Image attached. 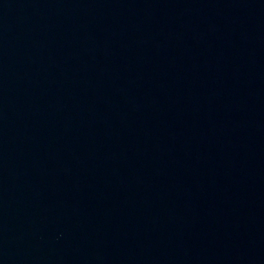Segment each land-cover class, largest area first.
Here are the masks:
<instances>
[{"label":"water","instance_id":"water-1","mask_svg":"<svg viewBox=\"0 0 264 264\" xmlns=\"http://www.w3.org/2000/svg\"><path fill=\"white\" fill-rule=\"evenodd\" d=\"M104 0H0V264H75Z\"/></svg>","mask_w":264,"mask_h":264}]
</instances>
